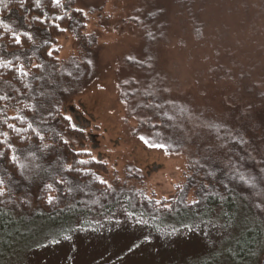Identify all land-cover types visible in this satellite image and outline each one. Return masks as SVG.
<instances>
[{
  "label": "rangeland",
  "instance_id": "1",
  "mask_svg": "<svg viewBox=\"0 0 264 264\" xmlns=\"http://www.w3.org/2000/svg\"><path fill=\"white\" fill-rule=\"evenodd\" d=\"M63 2L84 10L88 27L77 35L67 26L52 42L49 60L21 52L29 56L27 67L42 65L41 84L24 101L35 108L31 122L46 137L23 155L20 178L15 180L0 164V176L16 189L11 191L13 210H28L4 213L8 228L0 232V264H244L231 246L234 237L221 233L214 222L167 219L154 229L123 207L101 218L51 217L40 211L36 194L66 160L60 132L44 123L50 110L62 111L85 130L84 138L61 137L73 149L107 162L109 183L172 199L185 179L187 158L144 143L138 122L127 117L137 104L122 100L120 83L132 78L163 84L171 94L190 95L213 111L225 104L263 107L264 0ZM149 12L154 19L143 18ZM30 27L29 32L41 35ZM42 41L39 36L34 45ZM142 60L145 65L134 70ZM148 106L140 105L141 115Z\"/></svg>",
  "mask_w": 264,
  "mask_h": 264
},
{
  "label": "trees",
  "instance_id": "2",
  "mask_svg": "<svg viewBox=\"0 0 264 264\" xmlns=\"http://www.w3.org/2000/svg\"><path fill=\"white\" fill-rule=\"evenodd\" d=\"M77 9L66 7L63 0L59 6L53 0H0V20L11 29L0 25V133L7 134L0 135V141H6L0 143V164L15 180L22 176L25 152L32 153L46 137L31 122L35 108L24 101L26 96L33 98V87L40 86L42 65L28 63L27 67L29 56L21 52H31L41 60L51 59V44L66 33L67 26L77 35L87 29L89 17ZM12 14L24 20L12 18L11 22ZM154 15L149 12L143 18L154 19ZM134 19L140 22V16ZM27 26L40 30L41 35L32 34ZM13 32L21 35L20 44L15 42ZM25 32L32 39L23 35ZM39 36L44 41L34 45ZM6 61L11 64L5 66ZM143 62L135 63L133 69H140ZM21 65L27 75L20 72ZM120 89L128 106L131 99L137 104L127 110V117L138 122L139 136L149 144L166 145L162 149L170 154L187 158L188 170L174 197L158 200L137 186L109 183L104 174L107 162L93 159L90 151L73 149L61 137L71 134L84 138L85 130L62 111L49 110L44 123L53 125L49 128L53 133L56 129L60 132L59 146L65 149L66 160L55 177L39 184L36 198L40 211L51 217L93 219L123 207L154 229L167 219L214 222L221 233L234 237L231 246L244 264H264V106L225 104L213 111L209 104H196L190 95L171 94L163 84H140L132 78L122 81ZM146 102L147 112L141 115L140 105ZM9 124L19 131L9 128ZM13 154L18 157L16 162L11 159ZM0 179L4 181L0 185L4 190L0 206L7 209L0 210V232H4L8 228L4 213L22 215L28 210H13V186L5 177ZM49 197L53 198L51 203Z\"/></svg>",
  "mask_w": 264,
  "mask_h": 264
},
{
  "label": "snow or ice",
  "instance_id": "3",
  "mask_svg": "<svg viewBox=\"0 0 264 264\" xmlns=\"http://www.w3.org/2000/svg\"><path fill=\"white\" fill-rule=\"evenodd\" d=\"M53 3L57 6H59L60 0H53ZM21 6H23V4H21ZM5 7H7V5H5ZM77 11H82V10L77 9ZM59 19H63V17H59ZM0 25H3L2 20H0ZM3 26L6 29H8L9 31H11V29H9L7 25H3ZM57 27H59V26L57 25ZM12 34H13V38H14L15 42L17 44H20L21 43V35H17L15 32H13ZM23 35L27 36L28 39H32V36L30 33L25 32V33H23ZM49 55H51V52H49ZM10 64H11V61L5 62V66L10 65ZM19 70L23 75H27V72L24 71L23 65H21ZM67 119L71 120V117H67ZM8 127L15 130V131H19L18 129H16L15 125L9 124ZM29 127H31V125H29ZM73 127H75V126L73 125ZM0 135L6 136L7 134L6 133H0ZM141 139L144 141L145 144H147L150 147H159V148H165V149L167 147L166 145H163V144H149L148 140H146L144 137H141ZM0 143H6V141H0ZM65 143H67V141H65ZM8 147L11 148L12 146L9 144ZM0 155H2V153H0ZM11 159L13 162H16L18 160V157L15 154H13L11 156ZM93 159H95V158H93ZM79 163H88V161H79ZM101 182H105V181H101ZM3 183H4V181L2 179H0V185H3ZM48 187L51 188L52 185H48ZM0 195H4V190L2 188H0ZM52 199H53L52 197H49V203L52 202ZM66 239H67V237H66Z\"/></svg>",
  "mask_w": 264,
  "mask_h": 264
}]
</instances>
